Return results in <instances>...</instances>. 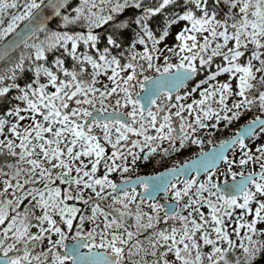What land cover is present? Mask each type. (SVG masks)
Instances as JSON below:
<instances>
[{
  "label": "snow or ice",
  "instance_id": "snow-or-ice-1",
  "mask_svg": "<svg viewBox=\"0 0 264 264\" xmlns=\"http://www.w3.org/2000/svg\"><path fill=\"white\" fill-rule=\"evenodd\" d=\"M0 264H264V0H0Z\"/></svg>",
  "mask_w": 264,
  "mask_h": 264
},
{
  "label": "water",
  "instance_id": "water-1",
  "mask_svg": "<svg viewBox=\"0 0 264 264\" xmlns=\"http://www.w3.org/2000/svg\"><path fill=\"white\" fill-rule=\"evenodd\" d=\"M158 195V198L160 197V196H162L163 194L162 193H159V194H157Z\"/></svg>",
  "mask_w": 264,
  "mask_h": 264
},
{
  "label": "rangeland",
  "instance_id": "rangeland-1",
  "mask_svg": "<svg viewBox=\"0 0 264 264\" xmlns=\"http://www.w3.org/2000/svg\"><path fill=\"white\" fill-rule=\"evenodd\" d=\"M206 147H207V145H206ZM159 199H161V200H162V199H163V196H162L161 198H159Z\"/></svg>",
  "mask_w": 264,
  "mask_h": 264
},
{
  "label": "trees",
  "instance_id": "trees-1",
  "mask_svg": "<svg viewBox=\"0 0 264 264\" xmlns=\"http://www.w3.org/2000/svg\"><path fill=\"white\" fill-rule=\"evenodd\" d=\"M165 166H167V165H165Z\"/></svg>",
  "mask_w": 264,
  "mask_h": 264
}]
</instances>
